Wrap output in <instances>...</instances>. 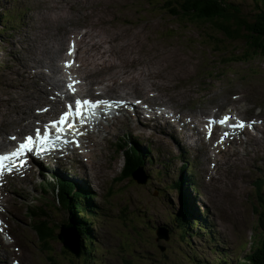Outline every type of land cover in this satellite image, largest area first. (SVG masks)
Returning <instances> with one entry per match:
<instances>
[{
    "label": "rangeland",
    "instance_id": "rangeland-1",
    "mask_svg": "<svg viewBox=\"0 0 264 264\" xmlns=\"http://www.w3.org/2000/svg\"><path fill=\"white\" fill-rule=\"evenodd\" d=\"M161 9L150 0H0V95L11 100L19 98L18 80L13 72L19 74L21 70L17 67L23 72V66L29 64L37 70L19 74L21 89L25 92L27 84L28 91H39L45 97V84L38 81L47 78L42 69L53 70L44 63L50 60L49 56L55 59L61 48L57 62L64 59L67 43L74 38L80 43L76 53L82 66L77 71L83 77L85 74L94 79L88 83L92 86L104 84L105 91L144 88L146 83L139 79L135 73L138 72L148 82L150 90L158 91L160 100L175 108L182 106L185 112L193 111L197 103L210 100L222 106L230 105L221 100L228 92L241 94L242 103L238 107L242 113L243 102L264 99V62H249L246 64L249 68L241 62L213 67L214 54L198 41L197 32L176 22L167 10ZM21 49L30 52L21 57ZM8 51L13 57L14 70L7 65ZM238 66L241 67L236 68ZM211 67L216 71L224 70L212 72ZM30 103H23L24 110L19 111L18 102L0 97V132L5 127L20 126L16 123L15 111L18 110V116L28 111L26 117L30 116L31 111L26 109ZM260 129L264 133V128ZM138 131L143 130L138 128ZM148 132L146 140L152 161L147 162L146 167L151 180L143 187L128 180H112L113 173L100 162L98 146L91 151L85 187L95 195L93 201L100 208L90 226L94 263L142 264L136 255L154 250L153 226L158 223L165 224L175 237L162 243V254H156L150 264H196L198 259L209 264L220 258L223 251L229 263L242 259L251 249L256 230L257 217L252 206L258 202L253 195V181L261 172L250 165L247 155L236 154L226 166L217 169L216 177L204 180L196 188L182 181L178 191L172 188V182L182 177L178 171L181 160L177 157L179 150L175 141L167 135ZM5 144L7 141L0 134V145ZM263 151L264 144L253 160L260 159L264 163ZM160 169L161 173H156ZM68 175L74 181H81L84 176L79 172ZM224 183L228 187H224ZM233 193L239 195L235 197ZM34 194L35 189H32L29 199ZM25 200L15 196L10 206L13 219L10 225L17 232L15 238L23 249L21 264H50L39 247L30 219L24 215ZM181 210L186 216L197 211V216L206 221L208 232L195 226L193 231L200 234L189 236L187 243L181 241L173 223V217ZM45 211L56 221L66 217L65 210L47 208ZM68 222L59 221L58 225ZM69 230L68 225H63L59 238L65 237ZM160 232L164 234L163 229ZM231 240L242 244V248L233 246ZM50 243L56 263L70 264V258L60 252V241L55 239ZM194 256L195 261L191 259Z\"/></svg>",
    "mask_w": 264,
    "mask_h": 264
},
{
    "label": "trees",
    "instance_id": "trees-1",
    "mask_svg": "<svg viewBox=\"0 0 264 264\" xmlns=\"http://www.w3.org/2000/svg\"><path fill=\"white\" fill-rule=\"evenodd\" d=\"M150 2H156L159 9L167 10L171 14L169 17L173 16L176 22L183 23L197 32L198 41L214 54L211 59L213 67L216 64L227 66L233 62H241L242 66L249 68L246 65L249 62L256 60L264 62V0H150ZM239 67L241 66L236 68ZM210 69L212 72L224 70L216 71L212 67ZM255 214L256 230L250 242L251 249L238 264H264V207L255 208ZM174 221L180 228L179 217H175ZM54 224L52 220L41 221L43 230L39 229L38 232L43 235L45 242H50V233L52 234L58 226ZM161 228L166 230V235L154 234V250L137 253L136 257L142 264H150L156 254H162L164 249L162 243L174 239L175 234L170 233L166 226L159 223L153 226L157 233ZM63 252L62 249L61 253ZM51 259L52 264H56L52 257ZM71 260L72 264H89L85 260V252L80 260Z\"/></svg>",
    "mask_w": 264,
    "mask_h": 264
},
{
    "label": "snow or ice",
    "instance_id": "snow-or-ice-1",
    "mask_svg": "<svg viewBox=\"0 0 264 264\" xmlns=\"http://www.w3.org/2000/svg\"><path fill=\"white\" fill-rule=\"evenodd\" d=\"M75 45L73 44L69 48V55L73 54ZM71 61H65L64 67H71ZM71 79V77H69ZM79 81H72L67 85V88L70 92L75 95L76 89L75 84ZM139 103V101H137ZM125 104L124 101H105V100H95L92 101L88 98H79L77 97L74 103L69 102L66 105V111L60 113L58 119L50 120L48 123L43 125V128L37 127L35 133L26 135L19 143L18 146L11 152L0 154V175H3L5 170L11 171L13 169H19L24 167L27 163V157L36 156L40 157L43 153L49 151V148H57V142H66V143H76L78 141L75 139L67 140V136L71 134L72 137L82 135V133L76 129L75 125L77 122L80 124H86L88 119L95 116L96 110L103 106L104 109H110L115 106H120ZM42 111H47L43 109ZM75 117L74 121L72 118ZM230 121H232L230 123ZM39 124V121L37 122ZM255 121L248 122L247 127H252ZM214 124L221 126H226L229 129L244 128L246 122L239 120L236 117L225 113L221 118L214 119L209 118L206 124L208 129L207 137L210 138L212 135V127ZM55 130L54 132L52 130ZM231 133L227 130L223 131L218 143H223V141L228 138ZM11 140L15 141L17 138L15 136L10 137ZM10 162V163H6Z\"/></svg>",
    "mask_w": 264,
    "mask_h": 264
},
{
    "label": "bare ground",
    "instance_id": "bare-ground-1",
    "mask_svg": "<svg viewBox=\"0 0 264 264\" xmlns=\"http://www.w3.org/2000/svg\"><path fill=\"white\" fill-rule=\"evenodd\" d=\"M67 21V20H66ZM27 39V38H26ZM30 42L31 43H33L34 41H33V37H31V39H30ZM41 45V44H40ZM47 46V45H46ZM46 46H44V48L46 49ZM77 46H78V43H77ZM35 47V46H34ZM34 49V48H33ZM52 49V48H51ZM50 50V49H49ZM78 50V49H77ZM27 51H29V50H26V49H21V50H19V55L21 56V57H23V56H25V54L26 53H28ZM51 51V50H50ZM49 51V52H50ZM30 52V51H29ZM76 52V51H75ZM40 53V52H39ZM47 53V52H46ZM32 54V53H31ZM30 54V55H31ZM36 54V53H35ZM61 54H62V48L60 49V53H59V55L55 58V59H52L50 56L48 57V59H50V60H48L47 62H45L44 64L47 66V67H49L50 69H52L53 71H58V68L60 67V66H58L57 64V61H58V59H59V56H61ZM33 55V54H32ZM38 58V57H37ZM32 59H34V58H32ZM52 59V60H51ZM24 60V59H23ZM86 69V68H85ZM87 70V69H86ZM89 70V69H88ZM88 70H87V72H88ZM85 71V70H84ZM93 72V71H92ZM85 73V72H84ZM91 76V75H90ZM85 78L91 83V81H93L94 79H92V78H89V77H86V75H85ZM95 81V80H94ZM97 83V82H96ZM99 83V82H98ZM102 86L104 87V84H102ZM25 92H24V94H23V96H22V98H21V100L20 101H18V107H19V111H22V110H24V109H22V105H23V103H25V102H33V101H39V100H41V99H43L44 97L42 96V94L39 92V91H28V86H27V84H25ZM112 91L113 92H118V91H115L114 89H112ZM127 92H129V91H127L126 89H125V91H124V93H127ZM32 103H30L27 107H26V109H28L29 107H30V105H31ZM55 107H57V104H54L52 107H51V109L48 111V113H50V112H52L53 110H54V108ZM16 110V106L14 107V111ZM17 110V111H18ZM17 111H15L16 112V117H17V121H16V123L17 124H19L20 125V127H21V129H23V128H25V127H27V126H29L30 125V122L28 121L27 123H23V121H24V119L26 118V115H27V113H28V111H27V113L26 112H24L25 114H23V115H20V116H18L17 115ZM30 114V116H31V113H29ZM12 116V115H11ZM10 116V117H11ZM13 119V118H12ZM19 121V122H18ZM11 125H12V122H11ZM130 125V128L133 130V131H135V133H138L139 131H138V128H140V126L138 125H134V124H129ZM129 127V126H128ZM12 129H14L15 128V126H12L11 127ZM264 128V127H263ZM260 132H262L261 131V129H258ZM263 131H264V129H263ZM263 133V132H262ZM264 134V133H263ZM251 138H253V139H255V141H256V143H258V139H256V137H252L251 136ZM196 190V189H195ZM63 224H68V225H70V227H71V230H70V232L67 234V238H63L62 237V239H63V241L65 242V244L71 249V250H75V248L77 247V238H76V235H75V233H74V231H73V226H72V224L70 223V222H68V223H62L61 225H63ZM58 225V224H57ZM61 225H60V227H61ZM59 226V225H58Z\"/></svg>",
    "mask_w": 264,
    "mask_h": 264
}]
</instances>
